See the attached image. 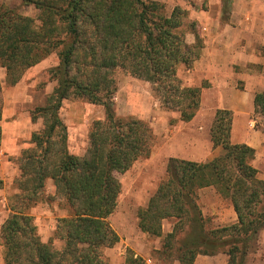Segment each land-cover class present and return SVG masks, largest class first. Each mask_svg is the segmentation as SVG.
<instances>
[{
    "label": "trees",
    "instance_id": "1",
    "mask_svg": "<svg viewBox=\"0 0 264 264\" xmlns=\"http://www.w3.org/2000/svg\"><path fill=\"white\" fill-rule=\"evenodd\" d=\"M223 1L227 11L231 0ZM21 2L39 9V15L0 6V66L6 70L7 84H17L27 69L52 53L59 61L49 70L56 86L45 104L31 111L32 120L42 118L44 126L33 132V146L19 157V192L10 196L12 213L1 226L4 264H108L102 249L120 238L108 220L122 187L116 173L149 157L156 142L148 121L116 115L115 73L121 69L148 81L164 109L178 111L180 120L190 121L201 107L202 89L185 85L177 70L180 64L190 67L199 57L201 37L194 30L196 44L188 43L186 10L175 6L166 14L159 0ZM192 24L196 26L195 21ZM69 97L85 98L105 109V117L91 126L84 155L68 148L60 109ZM254 103L264 114V91L256 93ZM232 124L233 112L218 108L210 134L213 148L221 145L222 153L205 161L171 157L165 178L147 205L138 209L139 228L157 236L162 235L164 219L176 218L163 248L171 252L173 242L180 240L175 250L181 264H192L199 253L218 252L228 254L227 264H246L257 247L264 227V180L251 163L256 149L231 141ZM1 140L0 126V146ZM49 178L68 206L56 229L64 241L61 250L52 240H40L29 213L43 199ZM208 186L230 199L238 220L206 233L198 197ZM126 264H142V259L130 254Z\"/></svg>",
    "mask_w": 264,
    "mask_h": 264
},
{
    "label": "rangeland",
    "instance_id": "2",
    "mask_svg": "<svg viewBox=\"0 0 264 264\" xmlns=\"http://www.w3.org/2000/svg\"><path fill=\"white\" fill-rule=\"evenodd\" d=\"M159 1L165 5L166 14H170L175 6L186 10L187 16L184 26L187 31L186 40L190 44H196V36L192 32L196 30L201 37L200 44L203 46L204 38L208 37V32L211 29L209 31L204 29V25L200 22L201 19H204V11L209 7L208 0ZM2 4L17 7L23 13L33 17L39 15V9L33 6H23L21 0H0V6ZM230 13L229 7L224 16ZM193 21L196 23L195 27L192 24ZM229 24L235 25L236 20ZM223 28L221 26L219 31ZM58 61L56 53L50 54L38 64L27 69L21 80L15 85L7 84L6 70L0 66V105L5 109V103H7L6 113L10 114L7 119L8 122L16 119L19 113L31 117V111L36 106L45 104L47 96L57 84V81L51 78L49 70ZM187 68L189 67L185 64H180L177 70L178 76L185 85L187 84L185 80ZM115 77L118 86L114 95L116 115L148 121L154 129L156 142L149 157L136 160L130 169L124 173H116L122 187L117 206L108 220L120 238L112 247H104L102 255L108 264H126V259L130 254L141 257L142 264L180 263L177 259L178 252L175 250L180 240L173 242L174 246L171 252H164L163 248L165 236L173 229L176 218L164 219L162 221V235L157 236L143 232L139 228L138 209L147 205L160 181L165 178L167 164L171 157L205 161L222 153L221 145L213 148L210 134L216 107L210 98L206 105L201 106L203 109L200 107L202 110L199 109V120L193 118L192 122H184L180 120L178 111L167 110L162 107L152 93L151 84L147 81L123 72L121 69L116 71ZM203 85L208 86L210 84L208 80H204ZM60 116L67 126L69 151L76 155H84L90 145L89 134L93 122L105 117L104 106L85 98L69 97L64 99L62 103ZM252 117L255 120L256 128L264 132V114L254 110ZM205 124L208 125L207 129ZM31 125L32 132L39 130L44 126L43 119L39 118L36 122L32 121ZM26 132L28 129L25 128L23 134ZM231 141H233L232 137ZM24 143L23 149L32 147V136ZM20 155L21 153L8 155L7 159L2 162L0 151V175H2L0 179L3 181V185L0 187V264H4L1 226L12 213L10 196L19 192L16 180L21 172ZM254 159L251 163L258 165L259 169H264V156L259 159L257 164ZM2 165L5 168H1ZM258 177L260 176L258 175ZM42 195L43 199L30 208L29 213L33 216L40 240L44 243L52 240L53 246L57 250H61L64 241L56 235V229L59 219L68 214V206H66L60 193L57 192L51 178L46 181ZM203 195L205 197L210 196L208 203H203L199 191L198 204L205 218L204 232L207 233L216 228L232 225L238 220L237 217L234 221L237 213L235 214L230 209L232 205L230 199L218 193L215 187L212 186L205 192L203 191ZM216 195H220L218 199H216ZM228 259L229 256L225 252H218L215 255L199 253L192 264H227ZM246 264H264V227L259 232L257 247L248 255Z\"/></svg>",
    "mask_w": 264,
    "mask_h": 264
},
{
    "label": "crops",
    "instance_id": "3",
    "mask_svg": "<svg viewBox=\"0 0 264 264\" xmlns=\"http://www.w3.org/2000/svg\"><path fill=\"white\" fill-rule=\"evenodd\" d=\"M208 6L204 11V19L200 22L204 29H211L208 37L204 38L200 56L193 62V66L185 71L186 85L201 87V106L206 105L211 98L216 107L214 114L218 108L233 112L232 142L246 143L254 147V160L257 164L264 156V132L256 128L252 114L255 110L256 93L264 91V0H233L230 3L231 13L227 16H224V1L208 0ZM235 20V25L229 24ZM221 26L224 28L220 32ZM204 80H208L210 85L204 86ZM6 106L7 103L5 109L2 108L0 120L2 162L8 155L20 154L24 150V141L30 139L33 134L32 118L19 113L16 119L8 122L10 114L6 113ZM199 118L198 111L194 120ZM204 126L208 128L207 124ZM25 128L28 132L23 134ZM254 166L258 168V165ZM1 168L5 167L2 165ZM258 170L259 178L264 179V169ZM211 187L199 190L203 203H208L210 199V196L203 195V191ZM219 196L216 195V199ZM230 209L235 212L233 205ZM236 218L237 214L234 221Z\"/></svg>",
    "mask_w": 264,
    "mask_h": 264
}]
</instances>
